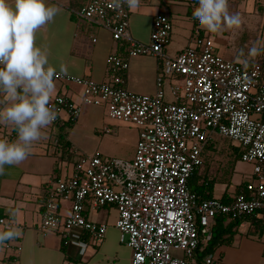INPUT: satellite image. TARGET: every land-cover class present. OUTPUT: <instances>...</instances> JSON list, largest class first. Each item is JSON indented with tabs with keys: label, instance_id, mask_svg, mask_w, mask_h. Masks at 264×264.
Returning <instances> with one entry per match:
<instances>
[{
	"label": "built area",
	"instance_id": "2783aa9c",
	"mask_svg": "<svg viewBox=\"0 0 264 264\" xmlns=\"http://www.w3.org/2000/svg\"><path fill=\"white\" fill-rule=\"evenodd\" d=\"M112 5L113 0H89L78 15L87 25L108 31L113 41L126 43L128 57L155 58L156 93L139 95L124 87L130 58L119 54L108 59V82L54 74L55 80L80 86L85 105L102 107L109 119L137 127L138 140L131 162L106 160L95 153L81 157L69 178L53 180L46 190L41 228L66 235L75 230L100 242L108 228L89 221L85 210L113 206L120 243L132 250L131 264H216L200 253L203 243L212 239L217 217H259L264 227V52L244 66L224 59L210 39L199 37L172 56L166 53L174 29L169 17H155L150 43L145 44L129 33L137 8ZM175 76H182L183 84L172 85ZM50 106L57 112L53 124L60 123L63 114L74 122L82 113L62 96L50 100ZM213 135L239 144L241 160L253 165V180L230 203L203 200L189 188ZM61 203L71 204L67 217L58 213Z\"/></svg>",
	"mask_w": 264,
	"mask_h": 264
},
{
	"label": "crops",
	"instance_id": "0c3cea01",
	"mask_svg": "<svg viewBox=\"0 0 264 264\" xmlns=\"http://www.w3.org/2000/svg\"><path fill=\"white\" fill-rule=\"evenodd\" d=\"M88 1L45 0L46 4H54L61 11L53 22L36 32L35 44L47 53L49 65L56 69L55 73L103 83L109 79L108 59L115 44L108 31L89 26L79 17L78 13ZM248 1L229 0V5L238 8V11L240 7L244 10ZM191 2L194 0H160L158 5L156 0H144L143 6L131 14V38L149 44L155 17L163 14V5L173 7L170 19L174 31L166 53L177 55L190 42L194 43L191 35L195 24L185 10ZM7 3L14 7L15 0H7ZM92 38L97 42L93 43ZM116 47L117 53L123 52L125 48L127 53L126 43L120 42ZM216 52L228 61H242L243 56L237 52ZM262 54L255 59H259ZM128 63L129 68L123 74L124 87L135 94L154 95L158 61L150 56H142L128 59ZM62 65L68 69L66 74L60 71ZM54 83L55 92L51 100L66 97L80 106L82 113L74 122L63 114L60 123L51 124L42 130L44 138L33 143L30 154L22 164L5 165L0 173V221L5 220L4 224L0 223V231L15 230L18 233L12 239L0 242V264H131L132 250L120 243L119 231L115 227L118 215L113 206L99 210L88 207L85 210L89 221L104 224L108 228L105 238L100 242L75 230L66 235L63 231H45L41 228L43 205L50 183L56 178L71 176L78 161V158L72 160V156L101 154L99 151H104L102 146L107 139L98 135L97 130H109L102 124L104 108L85 105L80 86L55 79ZM7 103L5 94L0 92V109ZM111 133L109 130V133L104 134ZM0 139L9 142L16 140L15 127L0 125ZM209 172L213 176L207 170L205 179L200 180V183L213 182L216 175L211 179ZM234 192L225 189L222 194L232 195ZM70 208V203H61L58 213L67 217ZM213 225H217L223 240L231 236L229 244L218 242L220 245L217 250L221 253L223 264H264V227L259 217H248L238 223L222 218L217 223L214 220Z\"/></svg>",
	"mask_w": 264,
	"mask_h": 264
},
{
	"label": "clouds",
	"instance_id": "9594fccd",
	"mask_svg": "<svg viewBox=\"0 0 264 264\" xmlns=\"http://www.w3.org/2000/svg\"><path fill=\"white\" fill-rule=\"evenodd\" d=\"M122 3L135 9L140 0H113L112 6L119 8ZM197 4L192 16L208 33L240 29L243 24L239 13H230L229 0H197ZM60 11L45 0H15L14 7L0 0V92L8 102L0 109V125H12L17 131L12 142L0 139V173L5 165L22 164L33 143L44 138L42 130L57 119L50 106L56 69L49 65L47 53L36 46L35 34ZM260 51L254 45L249 56ZM60 71L66 74L68 69L62 65ZM17 234L15 230L0 231V242Z\"/></svg>",
	"mask_w": 264,
	"mask_h": 264
},
{
	"label": "rangeland",
	"instance_id": "374dc122",
	"mask_svg": "<svg viewBox=\"0 0 264 264\" xmlns=\"http://www.w3.org/2000/svg\"><path fill=\"white\" fill-rule=\"evenodd\" d=\"M244 1V0H242ZM160 0H156V3L159 5ZM236 2V1H235ZM87 4V3H86ZM144 0L141 3L143 6ZM185 10L190 14L191 20L193 21L194 28L191 37L193 36L194 40L196 38L210 39L213 43V46L216 51H224V52H237L242 58V61H238L244 66H248L254 62L257 56H259L264 50V0H249L247 2V7L244 10L247 12H243V8H234L233 5H229L230 13H239L243 20V24L240 29H232V30H224L219 33H208L204 29H202L199 25V22L195 20L192 16L193 10L198 6L197 0L189 3ZM140 6V7H141ZM172 9L173 7H163L161 11L167 17L172 18ZM157 12V11H156ZM171 20V19H170ZM83 21V20H82ZM172 21V20H171ZM84 22V21H83ZM85 23V22H84ZM97 27V26H93ZM174 31V29H173ZM173 33V32H172ZM190 40V41H192ZM113 41V39H112ZM257 41L260 43L257 44ZM115 44V49L112 54H119L123 58L128 57V48L126 53V48L124 51L117 53L118 43L117 41H113ZM190 45H194V43L190 42ZM257 46L261 48V51L255 57L249 56V50L253 46ZM242 52V54H241ZM127 55V56H126ZM142 57V56H139ZM130 58V57H128ZM131 59V58H130ZM228 60V59H226ZM230 61V60H229ZM247 61V62H245ZM108 80H110L111 75L108 73ZM108 80H106L108 82ZM184 79L182 76H175L171 79L172 85H181L183 84ZM169 84L166 85V91L169 94ZM104 116L102 118L105 126L109 128L112 132L111 134H104V128H100L97 130L98 135L106 137V141L103 143V149L101 155L106 160H122L131 162L133 161L136 153V140L138 129L132 124H126L120 121L111 120L107 116V111L103 109ZM254 120L261 121L262 118L258 115H253ZM116 133V135H115ZM112 137V138H111ZM211 142H215L213 148L205 147L202 152V160L203 166H201L198 170V176L200 180L205 179L206 171H211L213 176L210 175L211 179L214 182L212 198L222 200L224 194L222 192L225 189L236 190L237 187L241 185H245L248 182L253 180V165L243 162L238 159L235 154H233V146L239 147V144L233 142L229 139L222 138L218 135H213ZM210 142V143H211ZM232 144V145H230ZM95 154V153H94ZM93 155V154H91ZM84 155H74L72 156V160H78L80 157ZM231 220V219H229ZM259 239V238H258ZM226 244L231 243V236L228 239H225ZM223 244V243H221ZM207 243H203V247L207 246ZM218 245V243H217ZM216 245V246H217ZM220 245V244H219ZM219 245L214 246L208 256H211L216 264H223L221 253L217 250ZM216 248V249H215ZM174 256L183 257L182 252H172Z\"/></svg>",
	"mask_w": 264,
	"mask_h": 264
},
{
	"label": "trees",
	"instance_id": "16d2710c",
	"mask_svg": "<svg viewBox=\"0 0 264 264\" xmlns=\"http://www.w3.org/2000/svg\"><path fill=\"white\" fill-rule=\"evenodd\" d=\"M264 52V50H263ZM263 122H264V118H263ZM215 142H211L209 143L206 147L208 148H213ZM232 145V144H230ZM233 154L236 155V157L238 159L241 160V153L242 150L236 146H233ZM199 170V169H198ZM198 170H196L194 172V174L192 175L190 181H189V188L191 190L192 193H195L197 195H199L201 197V199L206 200V199H212V192H213V187H214V182H201L200 183V178L198 176ZM245 189V185H241L239 187L236 188L235 192L230 195L229 193H224L223 197H222V202L224 203H230L232 202L236 196H238L242 191H244ZM225 218V217H217L215 219L216 223L218 221H220V219ZM236 223H238L239 221L237 220H233ZM223 234L217 229V225H213L212 226V239L209 243H207L208 245L203 247L202 252L200 253V257L203 256H208V254L211 252V250L213 249L214 246L217 245L218 242L220 243H224L225 240L222 239Z\"/></svg>",
	"mask_w": 264,
	"mask_h": 264
}]
</instances>
